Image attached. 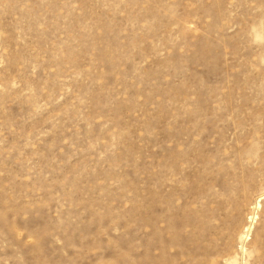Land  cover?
Masks as SVG:
<instances>
[{
    "label": "rangeland",
    "instance_id": "374dc122",
    "mask_svg": "<svg viewBox=\"0 0 264 264\" xmlns=\"http://www.w3.org/2000/svg\"><path fill=\"white\" fill-rule=\"evenodd\" d=\"M0 264H264V0H0Z\"/></svg>",
    "mask_w": 264,
    "mask_h": 264
},
{
    "label": "bare ground",
    "instance_id": "6f19581e",
    "mask_svg": "<svg viewBox=\"0 0 264 264\" xmlns=\"http://www.w3.org/2000/svg\"><path fill=\"white\" fill-rule=\"evenodd\" d=\"M231 193H232V192H231ZM233 194H234V193H233ZM238 195H239V194H238ZM236 196H237V195H236ZM231 197H232V196H231ZM232 198H233V197H232ZM230 200H231V199H230ZM235 200H236V199H235ZM231 202H233V199L231 200ZM231 202H230V203H231ZM234 203H236V202H234ZM234 203H233V205H235ZM227 204H228V203H227ZM229 205H230V204H229ZM227 206H228V205H227ZM231 208H233V207H231ZM233 210H234V209H233Z\"/></svg>",
    "mask_w": 264,
    "mask_h": 264
}]
</instances>
